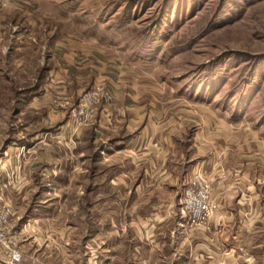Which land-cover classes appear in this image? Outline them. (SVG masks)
Listing matches in <instances>:
<instances>
[{"label": "rangeland", "instance_id": "obj_1", "mask_svg": "<svg viewBox=\"0 0 264 264\" xmlns=\"http://www.w3.org/2000/svg\"><path fill=\"white\" fill-rule=\"evenodd\" d=\"M67 43L80 48L78 54L74 49V64L57 55L69 51ZM89 62L93 67L78 76L90 70V79L76 82L64 75L71 65ZM59 72L62 94L47 86ZM44 85L48 91L37 104L63 113L68 128L41 127V118L50 122L46 108L38 113L27 108L29 94ZM97 86L112 99L91 120L71 122L69 112L53 106L54 96L74 106ZM116 103L154 110L165 122L163 133L175 132L178 142L182 134L192 160L199 136L214 133L209 149L214 163L249 165L257 182L264 170L258 145L264 143V0H0V201L12 213L20 264H200V251L221 248L207 238L208 224L191 226L188 219L182 225L177 217L152 224L149 236L127 222L103 223L100 196L88 190L101 165L88 160V144L101 109ZM27 125L38 140L14 149L22 171L17 181L3 156L9 143L32 133ZM255 143L260 149L253 150ZM238 144L246 153L234 156ZM98 155L104 163V152ZM37 156L49 158V165L33 166ZM199 171L207 177L206 170ZM222 172L213 176V189L241 178ZM263 194L255 208L258 220L264 219ZM240 236L236 247L254 251L251 264H264V225ZM0 258L7 259L1 249Z\"/></svg>", "mask_w": 264, "mask_h": 264}, {"label": "crops", "instance_id": "obj_2", "mask_svg": "<svg viewBox=\"0 0 264 264\" xmlns=\"http://www.w3.org/2000/svg\"><path fill=\"white\" fill-rule=\"evenodd\" d=\"M67 45L69 51L62 52L57 45L55 48L58 47L60 53L55 52L57 55L62 56V60H65L66 64L68 60L74 64L73 60L80 48L72 46L71 43H67ZM74 49H76V54H74ZM111 66L116 67L114 64ZM91 67H93L91 62L82 68L71 65L69 72L64 73V75L72 74L71 77L76 82L90 79L91 75L94 74L90 70L87 73L83 72L87 71L84 68ZM81 70L83 71L82 75L78 76ZM74 72L77 75L75 78ZM53 74H51V77L56 83L47 86L53 90H51L52 92L64 93L60 72ZM88 76L90 77L88 78ZM47 86L44 85L35 90L34 95L32 92L29 94L31 102L27 108L32 113L33 111L38 113L39 109L46 108L45 113L50 122H45L41 118V124L43 123L41 127L49 125L58 129L59 127L68 128L70 124L63 113L54 111L50 106L45 107L37 104L40 98L43 100L44 91H48ZM148 110L145 106L118 103L114 104L111 109L102 108L99 113L98 124L95 126L97 129L90 132L88 160H97L101 168L96 173V175H99L98 181L95 179L88 190L93 192L94 196L96 194L100 196L98 203L102 204L103 223L112 225L117 222L120 224L127 222L138 226L139 231L145 233L147 230L148 236L150 235L149 227L152 224H166L176 217L181 225L182 223L186 224L187 218L182 212L181 195L179 194L182 192L184 182L190 178L192 172L197 168L203 172L206 170L208 179L213 180L214 175H220L224 170L234 171L241 174V178L232 181V183L229 181L223 182V184L215 186L213 189L212 198L217 206L215 213L220 212V214L214 216L213 219L211 218L208 229L205 231L208 235L207 238L213 243L216 241V246L221 248L214 250L205 248V250L200 251V260L197 262L200 264H251L254 251L236 247V243L241 241L240 235L242 233L249 236L255 232L257 224L264 225V219L258 220L260 217H257L259 212L256 210L259 209L257 201L260 194L264 193V170L263 175L260 176L261 178L255 182V175L250 173L249 165L241 169L240 165L234 164V161L230 164V167L225 164V161L221 166L216 161L214 163V158L209 155L211 154L209 149L213 143L211 140L216 139L214 133H208L203 137L202 135L199 136L202 138L201 143L198 146L196 145V150H194L198 157L196 160H192L194 158L193 152H191L190 147V152L184 147V142L181 139L182 134H179L180 140L178 142L175 132L163 133L165 122H159L160 119H157L156 112L151 109ZM159 114L161 116V113ZM25 129L32 132L31 134L35 137L29 134L27 138H21L20 142L9 143V149L6 151V155L3 156L8 162L10 172L15 175L14 178L17 181L22 176V171L19 167V159L13 152L14 149L21 147V144H29L38 140V135L33 134L34 130L31 129L30 125H27ZM50 137L57 142L54 139V134ZM41 140L37 143H40ZM240 145L238 144V147L232 151L234 156L246 153V150ZM256 145V143L253 145V150L257 147ZM258 145H261L264 153V143H258ZM249 149L251 150V148ZM101 150L105 154L104 163L100 162L98 155ZM214 154L217 155V153ZM60 158L61 156L56 154L55 160L58 164L54 172L57 179L60 178L59 181L63 176L61 165H59ZM72 159L74 158H69L70 161ZM33 161L36 162L33 166H42L43 164L49 165L51 160L37 156ZM43 170L48 171L46 167ZM48 176L50 175H42L44 179H48ZM246 212H248L249 218L243 216ZM146 226H148L147 229L144 228ZM2 261L0 258V264H3Z\"/></svg>", "mask_w": 264, "mask_h": 264}, {"label": "built area", "instance_id": "obj_3", "mask_svg": "<svg viewBox=\"0 0 264 264\" xmlns=\"http://www.w3.org/2000/svg\"><path fill=\"white\" fill-rule=\"evenodd\" d=\"M111 99L104 86H97L83 94L74 106H71L69 99L63 95L54 96L52 103L57 110L69 112V121L79 124L83 120H91L97 115L100 105L103 102L109 103ZM1 163L0 160V166ZM212 189V180L199 170L195 171L185 184L180 202L182 212L191 226H206L216 211V203L212 201ZM11 217L10 209L0 201V249L7 257L2 263L20 264L22 258L17 238L12 232Z\"/></svg>", "mask_w": 264, "mask_h": 264}]
</instances>
